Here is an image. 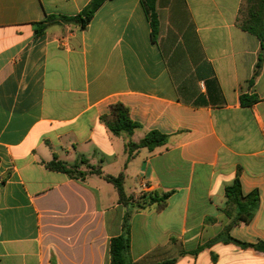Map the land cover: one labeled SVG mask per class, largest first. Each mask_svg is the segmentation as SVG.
Instances as JSON below:
<instances>
[{
    "label": "crops",
    "instance_id": "1",
    "mask_svg": "<svg viewBox=\"0 0 264 264\" xmlns=\"http://www.w3.org/2000/svg\"><path fill=\"white\" fill-rule=\"evenodd\" d=\"M91 1L0 0V264H112L128 211L127 264H264L238 243L264 244V49L240 27L245 0H155V38L142 0H107L85 29L57 21L36 34ZM117 103L140 126L130 136L101 120ZM154 130L166 143L129 160L126 144ZM54 156L123 173L128 195L167 204L123 205L103 177L49 170ZM238 173L259 205L227 230Z\"/></svg>",
    "mask_w": 264,
    "mask_h": 264
},
{
    "label": "trees",
    "instance_id": "2",
    "mask_svg": "<svg viewBox=\"0 0 264 264\" xmlns=\"http://www.w3.org/2000/svg\"><path fill=\"white\" fill-rule=\"evenodd\" d=\"M107 0H92L80 14L73 17H56L48 16L46 21L37 25L36 34H41L49 25L57 21L64 23H73L80 26L81 29H85L94 17L96 11L100 6ZM145 7L146 14L149 18L152 35L155 38L158 31V18L155 10V0H142ZM247 11L244 12V8L241 11L239 19L240 27L256 36L262 42V50L264 49V0H245ZM263 8L262 12L260 8ZM261 67V56L256 65L253 78L250 84L254 83L255 78L259 74ZM241 103L244 106H251L258 101L256 96H241ZM102 122L106 124L108 129L116 136L123 134L132 135L134 130L139 128V124L132 121L129 115L128 108L122 103L114 104L110 107V112L107 115L101 117ZM168 136L159 131L149 132L140 142H128L126 144V151L129 155V160L133 158L134 154L142 149L147 148L153 151L155 148L162 146L166 143ZM45 166L52 171L61 172L67 174L70 178L77 180H85L91 175H98L103 177L107 182L113 184L118 190L119 202L123 205H132L137 208H145L147 205L158 204L159 207L163 208L167 204L169 194L158 196L154 194H142L139 197L134 195H128L124 188V174L121 173L118 176H106L102 171L101 165H93L85 157H80L73 164L59 159L54 156V159L45 164ZM240 173H238L234 183L227 186L225 189L226 196V208L224 209L225 214L232 218V221L228 227L231 228L234 225L240 223H249L258 209L259 195L258 191L245 195L242 192V185L240 181ZM131 211H128L123 221V227L125 234L117 238L112 239L110 245L111 262L112 264H127L128 261L125 258V253L128 251L130 246L129 237V218ZM230 239V238H229ZM245 247H254L258 250L264 251V244L259 243L258 245L241 243Z\"/></svg>",
    "mask_w": 264,
    "mask_h": 264
},
{
    "label": "rangeland",
    "instance_id": "3",
    "mask_svg": "<svg viewBox=\"0 0 264 264\" xmlns=\"http://www.w3.org/2000/svg\"><path fill=\"white\" fill-rule=\"evenodd\" d=\"M243 8L245 9L244 12L248 10V9H246V3L244 4V7H243ZM262 10H263V8L261 7V8H260V11L262 12ZM125 215H126V214H125ZM124 218H125V216H124ZM127 252H128V251H126V253H125V258H126V260L128 259V256H127L128 253H127Z\"/></svg>",
    "mask_w": 264,
    "mask_h": 264
}]
</instances>
